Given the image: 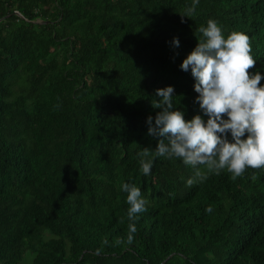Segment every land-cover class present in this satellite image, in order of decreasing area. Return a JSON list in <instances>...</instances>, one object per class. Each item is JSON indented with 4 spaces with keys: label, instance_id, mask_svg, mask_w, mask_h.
Listing matches in <instances>:
<instances>
[{
    "label": "trees",
    "instance_id": "16d2710c",
    "mask_svg": "<svg viewBox=\"0 0 264 264\" xmlns=\"http://www.w3.org/2000/svg\"><path fill=\"white\" fill-rule=\"evenodd\" d=\"M194 3L0 0V264H264V167L161 156L145 175L137 155L157 89L207 121L180 65L208 20L248 35L264 76V0ZM125 183L148 201L135 233Z\"/></svg>",
    "mask_w": 264,
    "mask_h": 264
},
{
    "label": "clouds",
    "instance_id": "9594fccd",
    "mask_svg": "<svg viewBox=\"0 0 264 264\" xmlns=\"http://www.w3.org/2000/svg\"><path fill=\"white\" fill-rule=\"evenodd\" d=\"M195 3L187 10L188 14L195 11ZM199 32L204 39L180 68L191 71L196 81L194 91L198 93L196 102L208 119L205 122L196 115L186 121L184 112L174 108V88L157 89L152 107L160 111L154 122L149 116L147 124L148 134L157 137L158 143L154 152L144 148L137 154L145 175L150 173L153 159L161 156L180 158L193 168L205 165L217 174L227 168L234 177L243 175L246 168L264 167V86H261L264 76L249 72L256 65L250 38L238 31L225 37L222 28L211 19ZM173 44L179 47L178 38H174ZM150 156L152 159H147ZM204 178L197 170L187 184L191 186L196 179ZM122 189L128 194L130 206L129 232L135 233L137 214L146 211L148 201L135 185L125 183ZM206 211L211 212V207ZM131 239L129 235V242Z\"/></svg>",
    "mask_w": 264,
    "mask_h": 264
},
{
    "label": "rangeland",
    "instance_id": "374dc122",
    "mask_svg": "<svg viewBox=\"0 0 264 264\" xmlns=\"http://www.w3.org/2000/svg\"><path fill=\"white\" fill-rule=\"evenodd\" d=\"M27 256H28V254H26V255H25V258H26ZM30 258H31V257L29 256V261H30ZM24 264H26V262H25V261H24Z\"/></svg>",
    "mask_w": 264,
    "mask_h": 264
}]
</instances>
